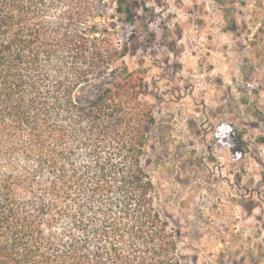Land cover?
I'll use <instances>...</instances> for the list:
<instances>
[{
    "label": "trees",
    "instance_id": "obj_1",
    "mask_svg": "<svg viewBox=\"0 0 264 264\" xmlns=\"http://www.w3.org/2000/svg\"><path fill=\"white\" fill-rule=\"evenodd\" d=\"M125 4L0 0V264H180Z\"/></svg>",
    "mask_w": 264,
    "mask_h": 264
},
{
    "label": "rangeland",
    "instance_id": "obj_2",
    "mask_svg": "<svg viewBox=\"0 0 264 264\" xmlns=\"http://www.w3.org/2000/svg\"><path fill=\"white\" fill-rule=\"evenodd\" d=\"M125 5L124 60L142 73L155 116L144 164L180 264H264V0Z\"/></svg>",
    "mask_w": 264,
    "mask_h": 264
},
{
    "label": "water",
    "instance_id": "obj_3",
    "mask_svg": "<svg viewBox=\"0 0 264 264\" xmlns=\"http://www.w3.org/2000/svg\"><path fill=\"white\" fill-rule=\"evenodd\" d=\"M231 127H232L234 133L236 134L237 139L240 140V136H239V134H238V131H237L236 127H235L234 125H231Z\"/></svg>",
    "mask_w": 264,
    "mask_h": 264
}]
</instances>
